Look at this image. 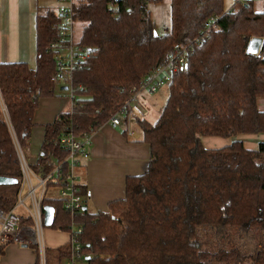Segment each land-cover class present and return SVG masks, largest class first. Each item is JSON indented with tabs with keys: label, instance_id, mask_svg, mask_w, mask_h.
I'll use <instances>...</instances> for the list:
<instances>
[{
	"label": "trees",
	"instance_id": "16d2710c",
	"mask_svg": "<svg viewBox=\"0 0 264 264\" xmlns=\"http://www.w3.org/2000/svg\"><path fill=\"white\" fill-rule=\"evenodd\" d=\"M145 2L72 1L74 42L88 58L70 76L75 88L70 109L44 126L33 172L40 168L47 174L48 157H65L59 143L64 133L91 135L153 68L175 48L192 45L209 18L219 16L188 54L187 67L168 84L156 121L135 119L150 148L147 171L128 177L125 197L110 202L106 212L85 209L75 218L82 229V264H263L264 246L243 253L231 239L237 232L264 238V143L248 151L236 139L264 134V111L256 105L264 97V57L259 55L264 53V0L260 10L250 1L227 13L223 0H170L169 26L161 35ZM59 28L55 14L37 15L35 68L0 64V177L18 181L0 186L2 211L17 203L22 180L15 142L21 150L27 146L39 100L55 94V55L48 45L58 39ZM252 38L261 39L256 54L247 53ZM204 137L232 143L208 149ZM67 171L62 165L61 176ZM78 188L84 197L83 187ZM46 204L50 200H43ZM54 209L51 228L68 231L71 219L59 200ZM214 235L217 242L204 246ZM68 244L51 252L46 248L52 264L65 262Z\"/></svg>",
	"mask_w": 264,
	"mask_h": 264
},
{
	"label": "crops",
	"instance_id": "0c3cea01",
	"mask_svg": "<svg viewBox=\"0 0 264 264\" xmlns=\"http://www.w3.org/2000/svg\"><path fill=\"white\" fill-rule=\"evenodd\" d=\"M234 1L232 0V2ZM65 2L69 3V0H0V64L24 63L31 69L35 68L36 17L37 15L44 16L46 12L56 15L58 8ZM149 16L151 19L150 12ZM165 31L166 29L163 30V32ZM55 86L54 95L39 100L34 114V127L31 130L27 146L22 150L25 162L32 172L40 154L44 126L50 124L61 112L70 109L71 101L66 91L61 89L63 86ZM256 105L259 110L264 111V97L258 98ZM131 127L135 133L134 137L124 134L125 125L114 127L107 122L102 123L91 134L89 158L74 170L77 184L83 187L86 194L83 197L85 209L91 214L106 212L110 202L122 200L125 197L126 179L142 175L148 169L149 145L142 141V134L138 126L132 123ZM236 139L242 142L246 150L257 151L259 144L264 143V134L239 135ZM201 141L203 146L208 149H217L232 143L230 138L219 137H204ZM36 178L32 174L29 175L32 185L36 184ZM26 192V187H24L22 199ZM46 199L50 200L51 205L44 206L57 208V196ZM26 202L25 200L24 207H17L15 210L23 218L28 216L27 210H30L31 205L29 201V204ZM44 206H42V212ZM55 213L54 209V218ZM44 235L46 248L50 252L62 248L68 243V231L49 227V231H45ZM36 261V255L32 248H23L16 244H8L3 247L0 255V264H35Z\"/></svg>",
	"mask_w": 264,
	"mask_h": 264
},
{
	"label": "built area",
	"instance_id": "2783aa9c",
	"mask_svg": "<svg viewBox=\"0 0 264 264\" xmlns=\"http://www.w3.org/2000/svg\"><path fill=\"white\" fill-rule=\"evenodd\" d=\"M64 1V0H61ZM250 1L262 0H235L231 7L225 10L234 12L236 8H245ZM149 0L144 4V10H148ZM60 19V28L58 39L48 45V51L55 55V72L52 81L55 85L66 87V94L72 100L75 88L73 87L70 76L73 72L79 71L86 59L87 54L74 42L75 23L72 16V1L65 7L60 6L56 12ZM219 16H212L208 23L199 30L197 37L192 45L188 47H177L160 64L153 68L142 83L134 88L130 97L118 108V110L109 118L107 123L114 127L125 125L126 135L134 137L135 133L131 127L135 119L145 116V106L140 101L141 94H152L162 86L168 85L173 77L182 69H185L188 63V54L193 52L194 45L201 44L214 28ZM264 57V53H259ZM79 89H82L79 87ZM60 147L65 153V157L58 161L50 156L46 159L47 164L52 168L47 174H42L39 168L38 173L32 172L24 159L21 148L16 144V152L22 172V180L18 193V203L15 208L9 211L0 210V248L3 249L8 244L26 246L32 248L35 252L37 263L46 264V245L44 242L45 226L43 224L42 203L46 199L45 191L48 184L55 185L53 182L62 181L59 189L58 200L62 204L63 210L70 217L68 228V250L69 256L63 264H82L84 254L82 252V243L80 240L81 226L75 221V218L82 213L84 198L79 192L74 170L90 156L91 135L83 138L75 137L70 131L64 133L59 140ZM62 165L68 166V171L61 176ZM36 178V184L32 185L29 175ZM37 174V175H36ZM26 187V194L21 198L22 189ZM30 202V210H27L28 216L23 218L15 210L17 207H24V201Z\"/></svg>",
	"mask_w": 264,
	"mask_h": 264
},
{
	"label": "rangeland",
	"instance_id": "374dc122",
	"mask_svg": "<svg viewBox=\"0 0 264 264\" xmlns=\"http://www.w3.org/2000/svg\"><path fill=\"white\" fill-rule=\"evenodd\" d=\"M68 3H64L66 7ZM233 4L232 0H223L224 10H227ZM254 10H260L262 8L261 1L253 2ZM148 10L151 15V19L154 23L156 33L161 35L164 29H167L169 26V0H161L160 2L150 3L148 5ZM75 40V35H74ZM167 88L168 85L162 86L159 90L152 94H141L140 101H142L145 108V118L148 122H154L155 119L159 116L167 97ZM59 189L58 187H48L45 191V197H58ZM26 204H29L27 201ZM19 211V210H18ZM45 231H49V228L45 227ZM44 231V232H45ZM203 236L207 237L208 232L203 231ZM45 236V235H44ZM229 236V234H227ZM230 237V236H229ZM232 243L235 247L239 248L243 253L253 252L256 250H262L264 246V238L257 241L254 237V234L250 233H234L232 235ZM217 242L216 235H214L210 242L207 241V244L204 246H213ZM53 254H49V251H46V261L47 264L53 263Z\"/></svg>",
	"mask_w": 264,
	"mask_h": 264
},
{
	"label": "water",
	"instance_id": "95a60500",
	"mask_svg": "<svg viewBox=\"0 0 264 264\" xmlns=\"http://www.w3.org/2000/svg\"><path fill=\"white\" fill-rule=\"evenodd\" d=\"M261 43L260 38H252L250 39L248 46H247V53L249 54H256L259 48V45ZM187 67V66H186ZM185 67V68H186ZM62 90L66 91V87H62ZM18 181L12 178H7V177H0V186H11L17 184ZM85 210V208L83 209ZM43 224L46 228H49L53 224V219H54V209L51 206H44L43 207ZM23 248H26V246H21Z\"/></svg>",
	"mask_w": 264,
	"mask_h": 264
}]
</instances>
